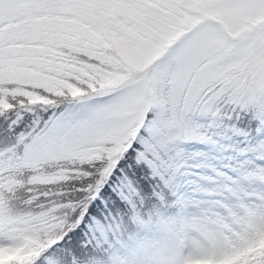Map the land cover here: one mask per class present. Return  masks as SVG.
Listing matches in <instances>:
<instances>
[{
  "label": "snow or ice",
  "instance_id": "obj_1",
  "mask_svg": "<svg viewBox=\"0 0 264 264\" xmlns=\"http://www.w3.org/2000/svg\"><path fill=\"white\" fill-rule=\"evenodd\" d=\"M0 264H264V0H0Z\"/></svg>",
  "mask_w": 264,
  "mask_h": 264
}]
</instances>
